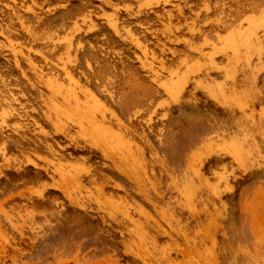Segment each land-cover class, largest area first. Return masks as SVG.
I'll list each match as a JSON object with an SVG mask.
<instances>
[{"label": "rangeland", "instance_id": "374dc122", "mask_svg": "<svg viewBox=\"0 0 264 264\" xmlns=\"http://www.w3.org/2000/svg\"><path fill=\"white\" fill-rule=\"evenodd\" d=\"M0 264H264V0H0Z\"/></svg>", "mask_w": 264, "mask_h": 264}, {"label": "bare ground", "instance_id": "6f19581e", "mask_svg": "<svg viewBox=\"0 0 264 264\" xmlns=\"http://www.w3.org/2000/svg\"><path fill=\"white\" fill-rule=\"evenodd\" d=\"M76 106V105H75ZM95 110V109H94ZM85 116V115H84ZM68 178V177H67ZM68 183H69V181H68Z\"/></svg>", "mask_w": 264, "mask_h": 264}]
</instances>
